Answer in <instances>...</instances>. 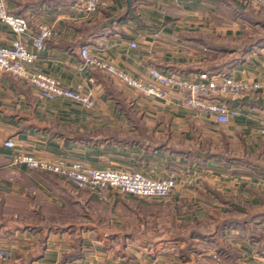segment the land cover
I'll return each instance as SVG.
<instances>
[{
    "label": "crops",
    "instance_id": "obj_1",
    "mask_svg": "<svg viewBox=\"0 0 264 264\" xmlns=\"http://www.w3.org/2000/svg\"><path fill=\"white\" fill-rule=\"evenodd\" d=\"M74 1L5 0L31 29L18 34L0 21V42L20 38L35 50L37 24L55 26L28 68L90 94L96 105L48 99L0 70V264H264V45L245 50L247 32L264 23L261 11L245 0H106L84 17L71 10ZM83 46L135 78L150 65L181 74L222 68L261 87L229 100V120L220 122L187 106L181 90L145 94L88 67ZM8 138L39 158L92 165L111 158L155 178L173 172L177 185L164 198L115 191L97 201L68 180L14 165ZM164 209L188 230L166 237ZM56 212L65 222L53 221ZM209 219L237 222L211 238Z\"/></svg>",
    "mask_w": 264,
    "mask_h": 264
},
{
    "label": "built area",
    "instance_id": "obj_2",
    "mask_svg": "<svg viewBox=\"0 0 264 264\" xmlns=\"http://www.w3.org/2000/svg\"><path fill=\"white\" fill-rule=\"evenodd\" d=\"M245 1L254 8L264 9V0ZM106 3V0H77L70 8L75 13L87 17L97 12L100 6ZM0 21L9 25L18 34H24L31 29L28 16L9 11L5 0H0ZM56 34L55 26L43 22L37 24L33 36L35 50L29 48L28 43L20 38L10 42H0V70L11 73L35 86L41 95L48 99L66 97L87 108H93L96 105V99L90 94L80 89L67 88L51 75L31 71L28 68V65L38 58L39 51L44 49L47 42L54 39ZM132 46H137V43L133 42ZM80 53L88 67L106 71L145 94L160 96L165 93L167 87L181 90L185 93L184 103L187 106L196 112L211 113L220 122L229 120L231 113L229 100L261 87L259 82H242L225 71L217 73L199 71L181 74L176 71L165 72L153 65L147 67L143 76L135 78L113 64L92 55L88 46H83ZM260 132L264 135V119L260 124ZM4 147L14 150L12 158L14 165L25 164L33 170L61 175L75 187L89 189L103 202H109L115 191L143 198H164L169 196L177 185L173 175L155 178L147 176L143 172L94 167L79 159L39 158L32 152L18 149L17 141L14 138L6 139ZM1 200L2 192L0 190V202ZM4 257V252L0 248V258Z\"/></svg>",
    "mask_w": 264,
    "mask_h": 264
},
{
    "label": "rangeland",
    "instance_id": "obj_3",
    "mask_svg": "<svg viewBox=\"0 0 264 264\" xmlns=\"http://www.w3.org/2000/svg\"><path fill=\"white\" fill-rule=\"evenodd\" d=\"M75 1H77V0H75ZM260 14H261V16H262V14L264 16V12L263 11L259 12L258 17H260ZM250 20L253 21V18L251 17ZM255 30H256L255 32H250V31L247 32L248 35H247L246 38H248L249 35H256V37H258L260 35H264V23L261 24V25H259V27H257V29H255ZM65 158H67V157H65ZM116 161H117L116 159L111 160V158H107L106 160L101 161V164H99V165L98 164L97 165L89 164V165L94 166V167L97 166V167H102V168L104 167V168L117 169V170H121V171H136V172H142L140 170L125 169L121 165H118L117 166V165L114 164V162H116ZM144 174H146V173H144ZM146 175L149 176L148 174H146ZM170 175H173L174 178H175V175H174L173 172ZM79 190L80 189H78V191ZM79 192H81V191H79ZM118 192H120V191H118ZM119 194L121 196L123 195L124 197H126L125 193L120 192ZM140 198H143V197H140ZM164 211H165V219L164 220H165L167 226H169V227H167V230L166 231L164 230L165 233L167 232L166 237L173 236L174 231L177 232V233H180V232H183V231H187L188 230V228L190 226L187 225V224H184L183 222H181V223L180 222H177V220L173 218V212L170 209H164ZM57 212H60V211H57ZM57 212H56L57 218H54L53 221H55V222H57V221H59V222H65V218H63V216H61V214L60 213H57ZM89 212H91V210L87 211V213H89ZM64 217H66V216H64ZM68 218H70L69 219L70 222L76 221V216H74V218H72V214ZM93 221H97V220H93ZM220 221H222V220L221 219H215V220H210L209 219V220H206V223H204L203 225H204V227L206 226L208 228V230H210V229H212V227L214 228V226L216 225L217 222H220ZM134 226L137 227V224L134 225ZM147 226H148L147 228L149 230H154L156 228L155 220L152 219L151 221H149L148 224H147ZM157 236H158L157 231H155V233L153 235L148 236V237H151V238L154 237V238H156ZM155 253L156 252L154 251V253H152V254H155ZM214 256H217V255H214Z\"/></svg>",
    "mask_w": 264,
    "mask_h": 264
},
{
    "label": "trees",
    "instance_id": "obj_4",
    "mask_svg": "<svg viewBox=\"0 0 264 264\" xmlns=\"http://www.w3.org/2000/svg\"><path fill=\"white\" fill-rule=\"evenodd\" d=\"M257 10H260V11H263L264 12V9H257ZM248 38H250V35L248 36ZM246 45L247 46H246L245 50L246 49L248 50L250 47L253 48V47H256V46L264 45V35H260V36H258L256 38H254V35H253L252 38H251V40L247 41V44ZM206 71L213 72V73L224 72L222 68L210 69V70H206ZM35 171L39 172L40 175H43V176H46V177L57 178V176H58V177H61V178L65 179L67 181V179L65 177H63L61 175H58V174H55V173H52V172L40 171V170H35ZM77 189H80V190L88 193L92 198H94L97 201H100L98 199V197L92 191H90L89 189H83V188H77ZM221 220L222 221L217 222L216 225L214 226V230H213L214 232H213V234H210V237L211 238L212 237H215L216 235L222 234V232H223V230L225 229L226 226L231 225V223H235L236 224V222H237V220H233V219L232 220H229V219H226V220L225 219H221ZM200 235H202V234H200ZM260 236H261V239H262V242H263V246H264V232Z\"/></svg>",
    "mask_w": 264,
    "mask_h": 264
}]
</instances>
